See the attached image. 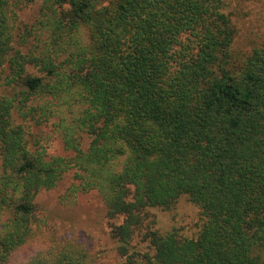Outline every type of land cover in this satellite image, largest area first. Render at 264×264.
Wrapping results in <instances>:
<instances>
[{
  "label": "trees",
  "instance_id": "16d2710c",
  "mask_svg": "<svg viewBox=\"0 0 264 264\" xmlns=\"http://www.w3.org/2000/svg\"><path fill=\"white\" fill-rule=\"evenodd\" d=\"M18 2L0 0V264H97L69 240L12 262L70 170L121 219L122 264H264V41L234 55L224 0H42L17 35ZM37 115L71 157L30 141ZM182 197L198 233L153 230Z\"/></svg>",
  "mask_w": 264,
  "mask_h": 264
},
{
  "label": "rangeland",
  "instance_id": "374dc122",
  "mask_svg": "<svg viewBox=\"0 0 264 264\" xmlns=\"http://www.w3.org/2000/svg\"><path fill=\"white\" fill-rule=\"evenodd\" d=\"M16 34L23 27L32 33L42 19V0H16ZM225 12L230 15L237 34L233 42L234 55L243 59L264 41V0H224ZM31 45L33 38L29 39ZM49 107V105H48ZM41 111H39L40 113ZM27 121L28 138L48 156L71 157L65 149L60 122ZM52 120V121H51ZM85 148L89 139L84 137ZM75 171L70 170L52 189L40 190L34 199L36 222L33 237L17 252L12 262L21 263L38 252L52 247L60 240L80 244L96 260L97 264H122L111 229L121 219L109 220L100 195L96 191L78 189ZM154 222L153 230L161 233L177 230L182 236H195L202 224L200 210L186 197L180 198L170 210L153 208L149 211ZM138 242V238H134Z\"/></svg>",
  "mask_w": 264,
  "mask_h": 264
}]
</instances>
